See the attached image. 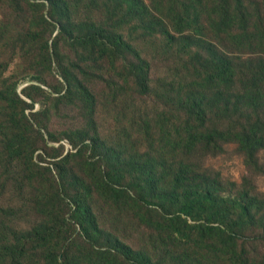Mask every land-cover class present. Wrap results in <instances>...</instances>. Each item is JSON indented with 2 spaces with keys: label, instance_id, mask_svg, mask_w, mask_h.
Segmentation results:
<instances>
[{
  "label": "trees",
  "instance_id": "trees-1",
  "mask_svg": "<svg viewBox=\"0 0 264 264\" xmlns=\"http://www.w3.org/2000/svg\"><path fill=\"white\" fill-rule=\"evenodd\" d=\"M12 1H16V7L21 6L22 0ZM23 1L34 10L41 7L38 2ZM109 1L116 2L130 22L136 21L150 34L156 31L164 34L170 46L178 44L186 53L196 47L197 58H201L203 52L207 54L206 81L209 90H214L215 101L222 102L225 114L222 120L210 124L208 115L214 108L208 102L206 91L197 94L189 91L187 95L178 96V111L184 108L186 117L175 131H166L160 138L172 146L173 157L188 155L198 145L219 152L224 144L237 143L241 151L254 158L264 148V118L258 115L254 119L248 115L251 118L242 121L239 116L233 120L227 115L231 110L233 116L241 113L244 107L259 112L264 76L253 82L254 85L245 84L237 89L235 62L204 38L202 23L203 18L210 19L218 29L228 30L244 21L243 29L247 30L243 0H162V7L155 8L157 13L145 0ZM75 2L49 0L54 21L46 19L44 14L41 16L45 28L60 25L61 35L55 45L59 46V38H69L75 46L97 53L96 60L107 58L114 65L118 57L123 58L124 76L133 90L140 95L150 94V61L123 33L79 17V5ZM198 3L204 8L212 6L211 11L205 14ZM34 27L27 29L30 35L41 37L39 32H32L38 29ZM27 36L28 33L22 35ZM44 49L46 59L52 62L48 41ZM5 65L0 64V76ZM66 65L62 63V76L69 87L63 97L86 104L90 126L94 129L95 95L75 74L74 68L79 64ZM230 96L234 98L232 102ZM3 105V132L10 134L4 157L8 165L15 163L14 167L24 172L26 187L34 190L28 203L39 219L31 227L22 228L17 220L21 210L0 205V264H205L207 257L226 264H256L240 242L246 239L242 236L247 230L258 227L259 223L264 225V199L248 192L231 197L225 193L218 177L205 172L191 173L190 164L184 160L176 157L175 167L163 164L161 160L165 158L155 154L153 145L150 150L129 153L108 146L97 133L91 136L90 143H85V153L91 150L98 155L83 158L84 146L78 154L54 163L58 170L60 165L59 177L65 181L67 172L63 171L68 161L81 155L84 162L81 169L84 177L73 171V180L68 185L62 182L63 190H60L56 179L50 180L47 174L37 171L39 165L33 161L36 146L32 123L25 113L29 105L14 85L0 90V106ZM90 133L80 131L81 140L85 141ZM3 137H6L4 133ZM99 158L108 164L107 168L98 165ZM5 186L6 183L0 181V201ZM65 186L70 191L64 190ZM95 194L120 213L137 219L151 234L152 250L137 251L115 232L102 227L94 209ZM57 199L59 204L55 205ZM158 249H164L166 254L162 262H157L153 256Z\"/></svg>",
  "mask_w": 264,
  "mask_h": 264
},
{
  "label": "rangeland",
  "instance_id": "rangeland-1",
  "mask_svg": "<svg viewBox=\"0 0 264 264\" xmlns=\"http://www.w3.org/2000/svg\"><path fill=\"white\" fill-rule=\"evenodd\" d=\"M31 1L38 2L41 7L34 10L23 0L21 6L16 7V1L0 0V64H6V69L0 76V90L14 85L21 97L28 102L25 113L32 123V139L35 140L36 146L33 161L39 165L37 171L47 174L50 180L56 179L60 190H63L62 182L68 185L73 180V171L84 177L81 173V169H84L82 159L85 155H98L91 150L85 153V143H90L91 136L97 133L108 146H116L129 153L147 151L153 145L155 154L165 158L161 160L163 164L175 167L176 157L178 160H184L190 164L191 173L205 172L218 177L225 193L231 197L248 192L254 197L264 199V191L259 190L264 188V148L257 152L254 158H249L237 143L224 144L219 152L214 148L206 149L198 145L188 155L173 157L172 146L160 141L162 133L175 131L177 125L185 119V109L181 107L178 111L180 105L176 99L178 96L187 95L189 91L196 94L198 91H206L208 102L214 108L208 115L210 124L223 119L224 106L219 100L215 101L214 90H209V83L206 81V53L203 52V56L197 58L196 47L192 52L186 53L180 50L178 44L170 46L164 34L157 31L150 34L149 30L136 21L130 22L128 17L125 18L121 9L117 8L116 2L76 0L75 3L79 5V17L101 24L107 30L123 33L150 61L152 92L140 95L133 90L124 76L123 58L118 57L114 65L107 58L96 60L97 53L92 54L88 48L75 46L69 38H59V46L55 45L57 37L61 35L60 25L45 28V21L41 18L44 14L46 19L54 21L49 0ZM145 1L155 13L156 7H162V0ZM243 2L247 11V30L243 29L244 21L237 22L228 30L218 29L210 19L203 18L202 21L205 25L204 38L235 62L237 89L245 84L254 85L253 82H258V79L264 76V0ZM198 5L203 8L205 14L211 11L212 6L207 5L204 8L201 4ZM34 26H38V29L32 32H39L41 37L30 35L27 29L35 28ZM26 33L28 36L22 37ZM46 41L52 52L50 63L44 54ZM62 63L79 64V67L74 68L75 74L95 95L94 129L90 126L86 104L77 99L71 101L63 97L69 83L63 77ZM261 87L263 98L259 100V112L244 107L241 113L233 116L231 110L227 116L231 115L233 120L239 116L242 121L251 117L255 119L258 115L264 118V81ZM229 100L232 102L234 98L230 96ZM4 112V105L0 106V181L7 185L0 205L19 208L21 214L17 216V220L22 224L19 226L27 229L39 219L33 206L28 203L30 193L34 190L26 187L24 172L14 167L15 163L8 165L4 157L8 145L6 141L10 140V134L3 132ZM248 115L251 117H247ZM85 130L91 133L82 141L79 132ZM3 133L6 137H3ZM81 149L83 158L76 155L68 161L63 171L67 172L66 180L62 181L58 173L62 172L60 165L58 170L54 163L78 154ZM101 150L107 156L104 149ZM97 162L102 169L108 166L101 158ZM234 171L240 175L238 182L234 180ZM22 187H25L23 191ZM64 190L70 191L66 186ZM93 198L95 213L102 227L115 232L122 241L137 251L152 250L151 234L137 219L130 214L120 213L110 204L104 203L97 194ZM55 203L58 205L59 200ZM263 236L264 225L259 223L258 227L247 230L242 236L246 239L240 242L241 248L249 252L256 264H264ZM165 255L164 249H158L153 256L157 262H162ZM167 261L171 262L170 259ZM204 263L226 264L210 257L205 258Z\"/></svg>",
  "mask_w": 264,
  "mask_h": 264
},
{
  "label": "clouds",
  "instance_id": "clouds-1",
  "mask_svg": "<svg viewBox=\"0 0 264 264\" xmlns=\"http://www.w3.org/2000/svg\"><path fill=\"white\" fill-rule=\"evenodd\" d=\"M233 177H234V180L235 181H239L240 180V175H239V173L238 172H233ZM259 190H261V191H264V188H262V189H259Z\"/></svg>",
  "mask_w": 264,
  "mask_h": 264
}]
</instances>
